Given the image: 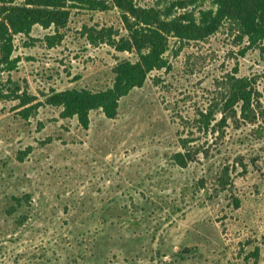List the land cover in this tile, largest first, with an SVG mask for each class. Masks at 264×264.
Wrapping results in <instances>:
<instances>
[{"label": "rangeland", "instance_id": "1", "mask_svg": "<svg viewBox=\"0 0 264 264\" xmlns=\"http://www.w3.org/2000/svg\"><path fill=\"white\" fill-rule=\"evenodd\" d=\"M206 9L197 0L173 14ZM101 29L126 34L116 9L72 10L60 43L48 47L54 29L34 26L13 40L15 67L0 65V264H264V39L249 47L227 23L204 41L169 38L167 66L119 101L115 119L92 111L83 129L46 97L105 89L116 63L135 59L90 42L86 31ZM230 77L254 82L257 120L197 132L200 112L220 118ZM17 89L35 99L27 118ZM181 137L199 151L184 168L171 160Z\"/></svg>", "mask_w": 264, "mask_h": 264}, {"label": "trees", "instance_id": "2", "mask_svg": "<svg viewBox=\"0 0 264 264\" xmlns=\"http://www.w3.org/2000/svg\"><path fill=\"white\" fill-rule=\"evenodd\" d=\"M195 1L176 0L163 9H156L140 7L136 0H0V65L8 71L15 67L13 40L19 35L28 36L34 26L54 29L55 35L45 37L51 48L60 43L62 37L57 32L66 27L72 10L106 12L116 9L126 34L121 36L112 29H101L93 35L89 30L86 31L88 39L92 43L106 42L117 52L133 54L135 59L118 61L112 70V84L105 89L72 88L46 97L47 105L60 109L61 118L75 117L78 124L87 129L90 112L100 111L105 118L115 119L119 101L133 89L142 87L153 71L167 66L164 54L169 38L180 43L204 41L227 23L237 30L239 37L246 38L249 47L264 39V0H210L214 9L199 10L197 15L188 11L173 14V9L186 8ZM18 91L11 92L12 98L17 102L16 109L22 108L19 114L27 118L35 99L25 93L18 95ZM257 95L251 79L228 78L223 103L217 106L220 118H214L216 110L213 108L200 112L195 120L197 132L224 133L228 121L254 123L258 114ZM189 138L181 137L180 151L171 155L172 162L179 168L195 162L199 155V151L189 145L194 142ZM229 180L228 172L224 171L219 179L220 191L227 189ZM24 199L28 196L13 197L11 210L19 209Z\"/></svg>", "mask_w": 264, "mask_h": 264}]
</instances>
